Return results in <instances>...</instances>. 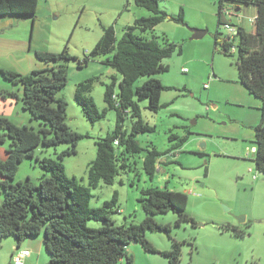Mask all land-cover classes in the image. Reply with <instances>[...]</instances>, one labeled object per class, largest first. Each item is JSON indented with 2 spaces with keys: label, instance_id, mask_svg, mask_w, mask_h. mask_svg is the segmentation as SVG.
Masks as SVG:
<instances>
[{
  "label": "rangeland",
  "instance_id": "rangeland-1",
  "mask_svg": "<svg viewBox=\"0 0 264 264\" xmlns=\"http://www.w3.org/2000/svg\"><path fill=\"white\" fill-rule=\"evenodd\" d=\"M158 4L166 17L144 36L180 46L181 52L163 60L167 71L150 76L166 88L161 92L162 108L154 113L146 108L147 100L139 102L142 119L155 129L136 136L144 150L127 157L128 167L120 171L113 184L101 183L91 189L89 204L99 207L116 193L118 211L112 218L116 225H128L145 217L139 203L142 189L159 187L186 194V213L192 221L176 225V213L154 215L156 222L169 225V232L146 233L156 253L146 252L138 243L129 244L126 252L132 256L133 264H169L159 253L169 250L172 240L185 242L178 264H264V173L258 172L252 161L261 102L239 82L236 47L231 55H225L220 45L214 48L216 32L229 35L228 29L218 25V0H159ZM235 6L224 3L228 13L222 16L223 20L234 29L241 26L254 33L255 6L242 4L238 11ZM181 9L183 23L172 19ZM149 15L133 0H38L33 17H0V68L28 75L45 65L35 52L57 53L65 47L76 58L68 61V81L57 96L67 101L65 122L69 128L89 135L78 142L75 155L61 160L66 176L81 185H88L87 166L96 156L95 141L112 132L116 124L115 111L108 109L104 101L105 85L115 79L118 90L120 80V74L104 64L103 56L91 58L88 53L104 28L113 26L120 38L135 19ZM191 29L207 33L191 39ZM237 42L235 37L234 46ZM86 57V64L79 68L77 61ZM91 77L97 80L88 95L99 111L106 110L104 117L94 124L83 116L74 100L76 85ZM150 77L139 78L135 86ZM21 96V86L13 85L0 73V116H12L18 125L36 131L40 121L32 120L22 109ZM130 123L129 119L124 122L127 131ZM170 134L187 139L175 154L162 155L150 176L143 168L146 150L168 149L176 142L169 141ZM7 146L8 141L0 145L1 154ZM66 148L67 145L39 147L35 155L58 160V154ZM43 173L34 159L26 158L19 164L13 183L28 177L38 184ZM238 216L243 217L242 221H238ZM88 225L97 228L103 224L89 221ZM227 225L238 227L243 235L236 236L226 229ZM33 240L38 242L30 249L32 264H43L47 253L42 234ZM15 245L11 236L0 240V264H14ZM24 264L28 263L24 260ZM118 264L129 263L123 257Z\"/></svg>",
  "mask_w": 264,
  "mask_h": 264
},
{
  "label": "trees",
  "instance_id": "trees-1",
  "mask_svg": "<svg viewBox=\"0 0 264 264\" xmlns=\"http://www.w3.org/2000/svg\"><path fill=\"white\" fill-rule=\"evenodd\" d=\"M133 2L151 15L135 19L132 25L125 28L120 38H117L113 26L104 28L100 39L88 53L91 58L103 56L104 64L119 73L120 80L117 83L118 90H115V79L105 85L104 101L108 109L115 111L116 124L112 132L95 141L96 156L87 166V186L81 185L75 178H68L61 162L64 157L75 155L78 142L89 137L88 134L69 128L65 122L67 101L57 96L68 81V61L76 58L70 56L65 47L57 53L35 52L36 58L45 65L32 70L28 75L0 68L4 79L21 86L22 109L32 120L40 121V127L35 131L15 124L6 116H0V145L8 141L4 150L5 157H0V240L11 236L18 247L22 242L42 234L48 257L46 264H118L123 257L129 264H133L132 256L126 252L129 244L138 243L146 252L156 253L146 233L169 232V225L156 222L154 215L176 213V225L192 221L186 213V194L166 188L149 187L141 190L139 203L145 217L137 224L114 223L112 214L118 211L116 193L99 207L93 208L89 204L91 189L101 183L113 184L120 171L128 167L127 157L144 150L136 136L152 132L155 127L142 119L139 102L147 100L146 108L154 113L162 108L160 97L166 88L158 79L150 76L167 71L163 60L175 52H181L180 46L144 36L166 17V13L159 7V0ZM225 2L235 4V9L242 4L256 8L254 34L241 26L236 28L235 35L230 39L216 32L214 48L218 49L220 45L225 55H231L233 52L230 49L236 47L235 66L239 82L261 102V121L254 128L252 161L256 170L264 173V0H218V25L225 23L222 18ZM37 5L38 0H0V17H33ZM172 19L183 23V10ZM235 37L238 38L236 46ZM88 57L78 60L77 66H84ZM141 77L150 78L135 86ZM96 80V77H91L79 82L74 91L75 102L91 124L103 118L106 112L99 111L93 98L88 95ZM126 119L131 122L129 131L124 127ZM186 139L187 136L179 138L170 134L169 141L176 142L168 149L162 152L155 148L146 150L143 158L146 173L152 176L156 164L161 162L160 157L175 154L174 151ZM60 145H67V148L58 154V160L35 155L39 147L56 148ZM26 158L34 159L44 171L38 184H33L28 177L13 183L19 164ZM89 221L101 222L103 225L93 228L88 225ZM226 229L236 236L243 235V231L236 226L227 225ZM184 243L172 240L169 250L158 253L169 264H178Z\"/></svg>",
  "mask_w": 264,
  "mask_h": 264
},
{
  "label": "built area",
  "instance_id": "built-area-1",
  "mask_svg": "<svg viewBox=\"0 0 264 264\" xmlns=\"http://www.w3.org/2000/svg\"><path fill=\"white\" fill-rule=\"evenodd\" d=\"M222 12H223V14L228 13L227 8L224 7V8L222 9ZM253 21H254V20H253ZM223 26H224L226 29H228V32H229V35H228V36H225V37H228V38L230 39L232 36L235 35V33H236V28L234 29L233 27H231L232 25L230 24V22H226V21H225V23L223 24ZM233 34H234V35H233ZM230 51H231V52H234V51H235V48H234V47L231 48ZM116 143H117V142H115V144H116ZM29 255H30V251L27 250V249H20V250H17V251L15 252V254H13V256H12V262H13L14 264H24V260H25V258L28 257Z\"/></svg>",
  "mask_w": 264,
  "mask_h": 264
},
{
  "label": "crops",
  "instance_id": "crops-1",
  "mask_svg": "<svg viewBox=\"0 0 264 264\" xmlns=\"http://www.w3.org/2000/svg\"><path fill=\"white\" fill-rule=\"evenodd\" d=\"M238 10L240 9V8H237ZM237 10V11H238ZM255 33V32H254ZM253 32H251V34H254ZM44 67V66H43ZM42 68V67H41ZM23 112V111H22ZM22 118H24V115H22ZM12 119V120H11ZM10 120L11 121H13L15 124H18V122H16L15 120H13V118H12V116H11V118H10ZM0 157L1 158H4L5 157V151H3L2 152V154L0 153ZM0 194H1V198H0V202L2 201V193H1V191H0ZM35 242H38V241H34V240H28V241H24V242H22L18 247L15 245V247L13 248V253H12V256H13V254H15V252L17 251V250H20V249H27V250H29L30 251V255L28 256V257H26L25 258V261H26V263H28V264H32V257H31V248H34V246L32 245V244H34ZM39 258H40V255L37 257V261H39ZM47 259H48V257H47V255H46V257L44 258V256H43V264H46V262H47Z\"/></svg>",
  "mask_w": 264,
  "mask_h": 264
},
{
  "label": "water",
  "instance_id": "water-1",
  "mask_svg": "<svg viewBox=\"0 0 264 264\" xmlns=\"http://www.w3.org/2000/svg\"><path fill=\"white\" fill-rule=\"evenodd\" d=\"M237 10L238 9L236 8L235 11H237ZM191 31H192L191 39L201 38L207 33V30L191 29ZM225 210H227V209H225ZM242 218L243 217H241V216L237 217L238 221H242Z\"/></svg>",
  "mask_w": 264,
  "mask_h": 264
}]
</instances>
